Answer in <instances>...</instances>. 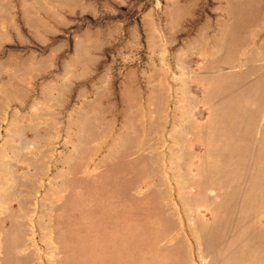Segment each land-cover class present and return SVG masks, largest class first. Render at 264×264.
Returning <instances> with one entry per match:
<instances>
[{"label": "rangeland", "instance_id": "374dc122", "mask_svg": "<svg viewBox=\"0 0 264 264\" xmlns=\"http://www.w3.org/2000/svg\"><path fill=\"white\" fill-rule=\"evenodd\" d=\"M0 264H264V0H0Z\"/></svg>", "mask_w": 264, "mask_h": 264}]
</instances>
